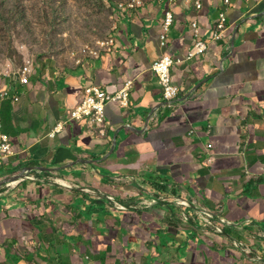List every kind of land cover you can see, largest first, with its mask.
<instances>
[{
	"label": "crops",
	"instance_id": "1",
	"mask_svg": "<svg viewBox=\"0 0 264 264\" xmlns=\"http://www.w3.org/2000/svg\"><path fill=\"white\" fill-rule=\"evenodd\" d=\"M196 1L115 7L95 56L15 83L19 100L1 104L13 155L0 183L23 177L0 184V264H264V0H230L228 38L172 67L169 107L152 64L183 59L192 23L208 39L226 7ZM89 86L129 88L126 107L106 106L103 128L68 119Z\"/></svg>",
	"mask_w": 264,
	"mask_h": 264
},
{
	"label": "rangeland",
	"instance_id": "2",
	"mask_svg": "<svg viewBox=\"0 0 264 264\" xmlns=\"http://www.w3.org/2000/svg\"><path fill=\"white\" fill-rule=\"evenodd\" d=\"M127 0H0V77L74 63L107 46ZM85 51V53L83 52Z\"/></svg>",
	"mask_w": 264,
	"mask_h": 264
},
{
	"label": "built area",
	"instance_id": "3",
	"mask_svg": "<svg viewBox=\"0 0 264 264\" xmlns=\"http://www.w3.org/2000/svg\"><path fill=\"white\" fill-rule=\"evenodd\" d=\"M162 2L163 0H157ZM142 0H127L125 3H119L116 8L122 9H134L140 5ZM174 0H168V4L172 5ZM226 7L219 13L218 20L213 27L210 38L202 39L198 24L193 22L191 29L193 31L194 43L189 48L183 59H175L169 55L163 54L157 61H155L151 70L158 78L159 84L163 90V98L169 107H173L179 96V89L173 83L171 69L175 64H180L183 61H192L203 57L209 49L212 43H218L229 35V23H228V7L230 0H224ZM196 9L201 8L200 0H197ZM174 24V14L169 8L165 11L164 19L161 23L160 33V47L165 49L168 44V35ZM85 53V51H83ZM97 51L89 52V56H95ZM33 73L32 64L30 61L21 68L18 73L0 77V80H9V85L0 89V166L5 159H8L13 155V149L9 137L2 131V117H1V104L4 101L10 100L17 102L19 100L18 93L15 89V83L21 85H27L30 75ZM129 100V88L125 87L117 92H111L109 89H100L95 86H89L83 89L80 102L71 109L68 114V119L71 121H84L88 129L103 128L106 125L105 109L110 103H118L123 107L128 105ZM115 202L113 197L109 198ZM182 205H186L185 202H181ZM116 206L120 210H125V207L120 203H116ZM183 221L187 222L188 219L183 217ZM205 225H212V218L205 215L203 218ZM225 221L220 220L213 227L217 232L222 233L225 228ZM235 246H240V243H235Z\"/></svg>",
	"mask_w": 264,
	"mask_h": 264
},
{
	"label": "water",
	"instance_id": "4",
	"mask_svg": "<svg viewBox=\"0 0 264 264\" xmlns=\"http://www.w3.org/2000/svg\"><path fill=\"white\" fill-rule=\"evenodd\" d=\"M22 177H23V174H21L19 176L11 177V178L6 179L5 181L1 182L0 184L15 182V181H18L19 179H21Z\"/></svg>",
	"mask_w": 264,
	"mask_h": 264
}]
</instances>
